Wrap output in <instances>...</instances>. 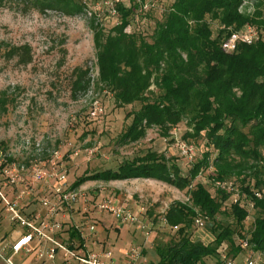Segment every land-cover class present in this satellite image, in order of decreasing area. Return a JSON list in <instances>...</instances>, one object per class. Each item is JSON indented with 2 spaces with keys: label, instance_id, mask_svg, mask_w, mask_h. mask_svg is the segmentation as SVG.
Here are the masks:
<instances>
[{
  "label": "trees",
  "instance_id": "1",
  "mask_svg": "<svg viewBox=\"0 0 264 264\" xmlns=\"http://www.w3.org/2000/svg\"><path fill=\"white\" fill-rule=\"evenodd\" d=\"M14 1L0 0V5ZM146 1L114 4L117 21L108 32L90 22L98 84L111 92L117 107L137 106L126 116L131 122L117 143H137L151 128L167 138L172 128L186 122L191 132L184 138L203 137L211 150L190 165L185 175L174 161L148 151L123 161L116 170L78 178L73 188L88 181L145 179L186 191L188 202H173L163 216L176 239L155 245L156 264H207V260L222 264L219 246L225 244L228 257L236 259L244 255L240 240H247L252 252L264 254V0H162L161 15L147 35L132 28L136 17L151 10L152 5L144 8ZM247 1L254 2L252 12L241 10ZM35 2L67 16L83 9L79 0ZM246 26L256 31L257 40L249 45L238 43L232 53L224 52L222 44ZM128 27L131 30L125 32ZM25 52V46L17 47L11 55ZM86 77L87 71L76 68L72 91L88 87ZM7 103L2 95V110ZM208 170L213 185H238L241 194L236 203L231 192L214 187L211 194L205 184L193 185ZM245 205L255 212L249 230L243 226L248 217ZM199 215L213 237L207 244L190 238ZM66 231L68 240L82 242L75 228Z\"/></svg>",
  "mask_w": 264,
  "mask_h": 264
},
{
  "label": "rangeland",
  "instance_id": "2",
  "mask_svg": "<svg viewBox=\"0 0 264 264\" xmlns=\"http://www.w3.org/2000/svg\"><path fill=\"white\" fill-rule=\"evenodd\" d=\"M79 1L83 6L81 13L69 16L57 10L42 9L35 0L0 5V98L4 95L8 100L5 110L0 107V150L10 162L19 165H28L33 160L46 161L53 151H58L67 170L69 190L74 189L73 183L78 178L96 171L116 170L123 161L142 157L148 151L174 161L182 174H187L190 165L211 149L203 137L184 138L186 132H191L186 122L172 128L167 138L160 137L157 128H151L137 143L118 145L117 139L131 122L126 116L137 106L117 107L111 92L98 84L90 29V22L94 21L108 32L117 18L112 19L108 14L104 0ZM163 4L162 0H147L144 8L152 5L151 10L146 16L136 17L132 28L150 34ZM253 5V1H247L241 10L252 12ZM212 27L216 35V27ZM130 30L128 27L125 32ZM23 46L26 48L24 55H11L12 49ZM76 68L87 71L89 85L74 92L71 86ZM150 90L155 88L152 86ZM95 107L98 111L92 117ZM178 142L193 147V162L188 163L180 156ZM209 172H202L193 185L203 183L214 194L215 186L208 178ZM76 189L83 197L70 208L63 207L54 218L62 223L64 230L57 235L58 240L78 257L112 251L114 264H156L155 245L176 239L174 232L162 222L166 210L175 201L188 202L186 191L145 179H134L123 185L88 181ZM40 190V184H36V197L23 203L26 204L22 211L24 216L44 215L38 202L44 195ZM237 192L241 194L238 189ZM108 200L136 215L138 221L121 223L100 210L99 204ZM245 208L248 217L243 226L249 230L255 212L251 206L245 205ZM93 224L98 226L97 232L89 234L87 229ZM71 227L78 231L82 242L68 240L66 230ZM21 232L24 229L11 223L9 214L0 206V264H81L59 250L53 260L38 259L34 251L14 254L11 247ZM190 238L205 244L212 241L209 224L201 231L193 226ZM34 246L32 243L31 247ZM132 247L140 250V258L129 263L125 253ZM253 259L256 264H264V254L254 253ZM207 264L215 262L207 260Z\"/></svg>",
  "mask_w": 264,
  "mask_h": 264
},
{
  "label": "built area",
  "instance_id": "3",
  "mask_svg": "<svg viewBox=\"0 0 264 264\" xmlns=\"http://www.w3.org/2000/svg\"><path fill=\"white\" fill-rule=\"evenodd\" d=\"M118 2L119 0H115ZM103 4L108 8V14L111 17L116 16L114 2L104 0ZM257 40V33L251 26H246L241 32L233 33L223 44L222 49L226 53H232L238 43L252 44ZM98 109L95 107L91 112V116L95 117ZM180 156L188 163L193 162L195 152L193 147L186 142H178L176 144ZM58 151H53L50 158L46 161L33 160L28 165H19L10 162L8 156L0 150V206L9 214L11 223L18 225L24 229V232L18 234V238L12 245L14 254L25 251L30 253L34 251L36 258L53 260L57 251H61L64 256L70 255L78 260L81 264H114L112 251L100 253H90L84 257L74 255L68 248L64 247L57 235L63 230L62 223L54 218L62 208H70L73 204L79 202L83 197L78 189L69 190L66 185L67 170ZM54 181V183H51ZM36 184H40V192L44 195L38 198L42 214H31L24 216L22 213L25 201L32 200L36 197ZM214 186L226 192H231L236 203L239 199L237 189L233 187L231 182H215ZM39 192V193H40ZM98 208L112 215L121 223H135L138 218L128 210L119 207L114 201L108 200L99 204ZM163 224L166 226L164 217ZM206 220L202 216H198L194 221V227L198 230H204ZM143 228V227H142ZM98 226L93 224L88 227L89 234L96 233ZM80 234L83 236L82 231ZM147 237L148 234L145 233ZM34 243L35 246L31 247ZM46 245V248L40 246ZM240 248L244 251L241 260L228 257L227 246L221 244L217 249V254L222 264H256L253 254L249 249L247 240L239 241ZM125 257L129 263L140 258V250L132 247L125 253Z\"/></svg>",
  "mask_w": 264,
  "mask_h": 264
},
{
  "label": "crops",
  "instance_id": "4",
  "mask_svg": "<svg viewBox=\"0 0 264 264\" xmlns=\"http://www.w3.org/2000/svg\"><path fill=\"white\" fill-rule=\"evenodd\" d=\"M137 180V179H136ZM131 180H124V181H111V183H115V184H121V185H123V183H128V182H130ZM108 183V182H107ZM110 183V182H109Z\"/></svg>",
  "mask_w": 264,
  "mask_h": 264
}]
</instances>
